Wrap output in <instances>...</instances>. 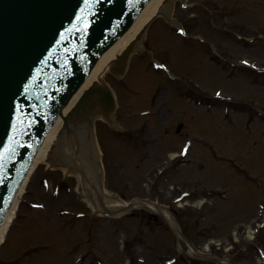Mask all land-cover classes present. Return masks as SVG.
I'll list each match as a JSON object with an SVG mask.
<instances>
[{"label": "rangeland", "instance_id": "374dc122", "mask_svg": "<svg viewBox=\"0 0 264 264\" xmlns=\"http://www.w3.org/2000/svg\"><path fill=\"white\" fill-rule=\"evenodd\" d=\"M203 1L206 2L207 8L214 11L212 14L208 15L196 7L184 11L178 6V0H175L174 17L179 23L181 21L195 25L192 32L206 33L229 57L252 58L257 64H264V40L246 46L224 30L230 28L229 30H236L248 37L259 34L264 36V0ZM209 16H213L218 22L219 30H214L209 23L207 24L206 19ZM159 22L153 23L155 28L152 27L141 41L145 48L141 53L143 61L148 58L146 48L148 50L159 44L158 31L163 28V25L158 26ZM202 56L203 68L206 69L207 65L210 68L203 73L195 71L196 74L193 75L195 80L203 81L205 86L200 83L201 86L209 92H213L215 86H223L225 93L234 94L239 101L246 102L245 106L241 107L245 110L243 114L234 112L232 115L234 127L231 128L227 121L221 120L217 115L206 116L201 108L193 110L187 103L181 105L177 113L173 114L165 105L161 107L162 102L159 100L155 116L149 121L150 133L144 137L142 135L134 145L129 141L122 143L117 141L114 145L107 125L97 120L96 125L104 130V132L101 130L104 134V143H107L106 146H113L112 153L108 150L107 155L103 156L106 183L104 190L118 200L129 201L131 198L144 197L157 202L176 220L177 226L183 229L185 237L194 247L198 250L208 248L210 253L225 260L227 264H260L252 247L244 245V239L249 220L256 217V203L264 199V136L261 134L264 124L254 119L251 130H246L243 125L249 116L248 112L251 114L255 112L252 104L258 105L264 111V74L255 80L252 74L244 71L235 72V69L229 67L219 70L213 62L206 61L207 54ZM133 63L131 68L138 65L133 66ZM234 73L235 77L230 80L229 75ZM104 76L108 81L112 79L106 72ZM139 109L142 107H135L128 111V114H134ZM191 114L194 116L191 117ZM120 120L124 123L129 122L130 126L136 129L142 119L126 116ZM179 122L184 123V127L178 129L181 132L175 130ZM186 126H192V131L187 130ZM195 132L201 138L215 144L217 158H212L207 150L196 145L189 155L190 163L170 167L155 183L151 182L150 178L156 169L165 165L168 158L178 151L186 139L195 135ZM234 164L247 166V169L256 176L257 187L251 188V191H255L250 199H247V195H250L247 194L249 193L246 191L247 188L238 184L242 176L232 167ZM69 180V184L75 187L74 192L68 195L61 191L57 195L58 198L50 196L51 191L43 190L36 182L27 186L29 193L26 197H34L43 203L46 211L28 212L22 216L23 219L17 220L20 227L14 231L12 242L5 244L3 250H0L1 258L6 260L15 258L29 245H33L31 241L34 235L40 234L46 240L53 236L56 240L60 239L52 248L54 260L59 261V264H72L75 257L81 256V264H97V259L103 264H163V258L172 255L178 258L175 264H215L191 257L184 241L181 239L177 242L173 231L165 228L167 225L163 220L139 209H134L135 214L132 216L123 215L117 219L96 216L91 219L92 223L84 219L74 221L68 225L72 230L67 228L68 230L60 232V235L50 233H58L60 225L52 214L55 207L62 206L73 211L86 209V204L81 200L82 185L79 178L71 176ZM194 187L214 191L219 189L223 193V198L208 196L205 201L202 200L200 208V200L194 197L179 204L172 203L171 198L179 190ZM20 211L23 214L25 210L21 208ZM36 222H41L42 226L40 224L33 226ZM210 227L212 229L207 231ZM40 235L38 236L42 237ZM261 239L262 236H259L258 241ZM240 247L244 249L241 250ZM68 250H71L70 254L75 251L74 255L67 254ZM42 261L41 259L38 263ZM47 261L48 264H57L51 260ZM31 262L36 261L30 260L28 263L33 264Z\"/></svg>", "mask_w": 264, "mask_h": 264}, {"label": "water", "instance_id": "95a60500", "mask_svg": "<svg viewBox=\"0 0 264 264\" xmlns=\"http://www.w3.org/2000/svg\"><path fill=\"white\" fill-rule=\"evenodd\" d=\"M150 1L142 0L139 11L137 10L139 13L137 11L133 13V18H135L131 23V27L127 30H123L120 27L115 28L111 32L112 37L104 41L103 45L101 44L94 49V55L99 50L101 51L103 48L108 47L109 42L113 41V44L122 38L123 34L135 26L148 8ZM114 4L119 9H123L119 15L127 16V20L131 18L130 14L132 12L126 11L129 8L127 0H0V153L4 145L9 141L3 136L6 134L8 125H15L12 115L17 108L24 109L32 103H46V101H49V103L43 105V110L39 109L41 105L39 103L37 113H31L38 115L30 123L43 124L44 122L40 121L39 117L44 118L46 122H50L53 117L49 115L53 116L58 103L72 89V86L76 87L83 80L81 76H84V73L91 67L96 57L92 56L90 59L76 62L78 57L75 51L76 47L73 46L77 45V41L80 38L76 34L74 27L87 21V18L96 21V23H101L104 18L102 17V12L107 10L106 7ZM38 11H41L39 18L37 17ZM96 11L97 14H95ZM124 19L120 16L117 17L116 22L109 21L108 24L103 25L102 31L85 46L86 50H89L88 46L94 42H101L108 34V31L115 27V23L119 24ZM33 23L38 24L34 26L32 25ZM67 26H70V29L66 30ZM62 31L68 35L67 38L59 36ZM59 38H63V40ZM61 47H73V49L68 51V54L60 58L65 60L70 66L76 62L74 68L78 71L70 75L68 77L69 80H66L63 85L65 87L63 95H60L59 91L58 93L52 92L46 86L48 84L43 82L44 78L40 73L43 70L42 68L52 65L57 66L52 70L58 69L61 71V69H66L60 65V59L55 58L63 50ZM73 50L74 52L72 53ZM37 73H39L38 77L35 78L34 75ZM30 89L37 90L33 93L37 97L36 99H33L28 93ZM47 129L48 126L45 132ZM12 152L13 150L10 151L9 156ZM6 158L8 157L0 159V176L11 175L13 171L12 166L15 163V158L12 157L10 161ZM4 163L7 166L9 165V170L4 167ZM18 174L21 175V173H16L11 175V177L5 178V182L12 181L11 188L13 189L17 187L18 181L16 182V177Z\"/></svg>", "mask_w": 264, "mask_h": 264}, {"label": "bare ground", "instance_id": "6f19581e", "mask_svg": "<svg viewBox=\"0 0 264 264\" xmlns=\"http://www.w3.org/2000/svg\"><path fill=\"white\" fill-rule=\"evenodd\" d=\"M172 0H151L149 3L148 8L143 13V16L141 17L140 21L135 24L128 32L123 34L122 38L117 40L112 44L110 48H108L99 60L94 64V68L90 70V68L84 73L85 81L81 84L79 88H72L70 89L64 98L58 103L56 106L57 109L55 113L53 114V118L51 119L49 125H48V133L46 134V139L44 140L41 148L39 149L38 153L36 154V158L34 159L32 165L30 166V170L35 168V165H38L41 161L46 160V156L53 148L54 144L58 140V143H56V148L60 147V150L65 151L67 154V148L69 145L72 147L77 146L80 147V157H78V161L76 162V165L82 166L86 170V174H88V177L93 181L97 178V167L94 162V158L96 157L94 145L92 143V137L90 135V127L89 125H86L90 113L88 112L85 114L87 116L86 118H83V122L78 120H74L75 117H72L71 120L73 122H70L69 120L65 122V119L69 118L67 115V112L72 108L74 104L78 101V99L81 97L83 91H85L86 88L89 87L90 84L96 82L98 85H100L102 88L104 85L101 84V74L104 72V70L108 67V63L111 62L116 54L122 51V49L131 42L132 39L136 36V34L139 33L141 28L153 17L157 16L159 12H164L166 9H169V4ZM94 63V62H93ZM84 76H81V78L84 79ZM72 91V92H71ZM71 92V93H70ZM70 93V94H69ZM69 94V95H68ZM68 96V97H67ZM66 98H68L66 100ZM62 103V101L64 102ZM53 123V124H52ZM78 123H81L80 126H77ZM52 124V125H51ZM68 124H70L69 127ZM46 131V132H47ZM70 132V133H69ZM69 133V134H68ZM68 135V136H67ZM59 137V139H58ZM50 150V151H49ZM75 150V149H74ZM74 152V151H73ZM75 152H77L75 150ZM64 153V156H66ZM69 153L72 154V152L69 149ZM70 156V154H69ZM64 159V158H63ZM97 159V158H96ZM81 167V168H82ZM82 168V169H83ZM27 175V176H26ZM27 177L26 181L29 179L30 174H26ZM24 176V178H25ZM26 181H22L21 185L19 187V190L17 191L15 195V200H19L22 198V194L25 191V184ZM17 201H14V205L9 207V210L7 211L6 215L4 216V221L2 226L0 227V242L3 240V234L6 230L7 225L11 222L13 219L14 214V207L16 206ZM119 207V202L114 203L113 205H110V207Z\"/></svg>", "mask_w": 264, "mask_h": 264}]
</instances>
